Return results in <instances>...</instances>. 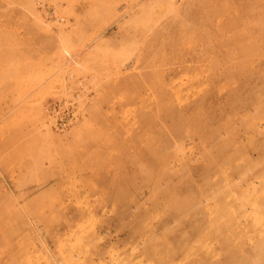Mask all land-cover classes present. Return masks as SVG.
<instances>
[{
  "label": "rangeland",
  "instance_id": "1",
  "mask_svg": "<svg viewBox=\"0 0 264 264\" xmlns=\"http://www.w3.org/2000/svg\"><path fill=\"white\" fill-rule=\"evenodd\" d=\"M0 264H264V0H0Z\"/></svg>",
  "mask_w": 264,
  "mask_h": 264
},
{
  "label": "bare ground",
  "instance_id": "2",
  "mask_svg": "<svg viewBox=\"0 0 264 264\" xmlns=\"http://www.w3.org/2000/svg\"><path fill=\"white\" fill-rule=\"evenodd\" d=\"M187 8L189 9V7H187ZM192 8H193V5H190V11H191V12H190V11H189V12H190L191 14L193 13L195 7H194L193 9H192ZM199 8H200V6L198 7V9H199ZM197 11H198V10H197ZM197 11H196V12L194 11V12H195V13H198L200 10H199L198 12H197ZM188 14H189V13H188ZM223 19H224V18H223ZM182 61H183V60H182ZM160 114H161V113H160ZM233 117H234V116H233ZM155 151H156V150H155ZM153 154H154V153H153ZM151 157H152V156H151ZM130 161H131V160H130ZM132 163H133V162H132ZM101 184H102V183H101ZM119 184H120V183H119ZM119 187H120V186H119ZM144 197H145V196H144ZM219 201H220V199H219ZM133 215H134V214H133ZM159 244H160V243H159Z\"/></svg>",
  "mask_w": 264,
  "mask_h": 264
}]
</instances>
